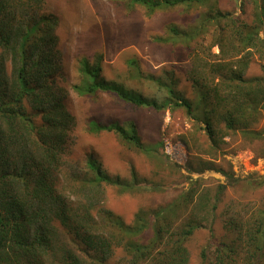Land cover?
<instances>
[{
	"label": "trees",
	"instance_id": "16d2710c",
	"mask_svg": "<svg viewBox=\"0 0 264 264\" xmlns=\"http://www.w3.org/2000/svg\"><path fill=\"white\" fill-rule=\"evenodd\" d=\"M128 1L148 14L174 8L207 10L199 16L200 29L216 22L232 39L222 38L217 45L223 56L220 64L195 72L192 85L199 90V104L207 107L206 112L216 113L224 129L239 131L244 138L260 136L251 127L259 121L258 115L264 113L261 99L264 77H245L248 53L226 62L225 47L228 41H234L230 44L234 49L232 55L241 49H257L258 31L264 28V0H251L255 18L250 23L222 12L221 0ZM44 3L45 0H0V264H108L105 263L108 257L119 250L125 253L120 264H188L185 242L201 224L191 215L176 228L169 222L172 216L180 217L182 208L176 203L181 197L168 204L169 209L165 206L157 213L151 210L155 223L150 226L143 211H138L130 224L108 209L98 211L102 187L115 186L124 192L128 185L109 175L96 159L87 161L84 176L68 177L65 172L67 183L60 187L68 152L69 123L61 104L63 91L50 84L55 63L52 49L57 41L53 25L58 20L43 13ZM254 23L257 31L253 30ZM202 30L180 32L170 27L171 36L165 42L189 45ZM129 64L137 71L135 60ZM79 73L82 80L72 88L78 96L104 93L133 109L153 112L180 109L193 115L196 102L179 96L173 82L166 79H153L158 93L164 95L146 97L105 79L100 67L91 65L86 58L79 63ZM212 125L206 121L205 128L214 139ZM87 126L91 133H114L124 145L145 154L157 152L159 146L145 145L134 123L101 124L92 119ZM212 168L216 170L214 165ZM216 171L227 176L220 169ZM63 189H68V194ZM74 196L83 199L82 206ZM189 196L184 197L185 203ZM166 212L172 215L166 216ZM149 227L152 235L143 243L140 238ZM224 228L232 239L219 242L213 264H236L240 259L243 262L240 264H264V208L253 213L250 221L232 219L224 223ZM201 256L204 258L205 254Z\"/></svg>",
	"mask_w": 264,
	"mask_h": 264
},
{
	"label": "rangeland",
	"instance_id": "374dc122",
	"mask_svg": "<svg viewBox=\"0 0 264 264\" xmlns=\"http://www.w3.org/2000/svg\"><path fill=\"white\" fill-rule=\"evenodd\" d=\"M220 10L243 23L255 18L251 0H221ZM206 12L198 8H174L148 14L128 0H45L43 6V13L58 20L53 25L57 41L52 49L55 63L50 84L63 91L61 104L69 123L68 152L60 187L66 186L65 172L68 177L84 176L87 161L96 159L109 175L128 185L124 192L115 186L102 187L98 211L108 209L127 224L138 211H143L150 226L155 223L151 210L157 213L181 197L176 203L182 208L180 217H167L169 222L176 228L191 215L201 224L185 242L188 264H213L219 242L232 239L224 223L232 219L250 221L253 213L264 208V113L258 115L259 121L251 127L260 136L244 138L241 132L228 131L219 125L216 113L206 112L207 107L199 104V90L192 85L195 72L220 64L223 56L217 47L219 41L232 39L216 22L200 29L199 16ZM254 25L253 30L257 31V24ZM170 27L180 32L194 28L202 32L189 45L169 44L165 40L171 36ZM247 33L245 30V36ZM258 36L257 49H241L232 55L234 49L230 44L234 41H228L225 47L226 62L248 53L247 78L264 77L263 27L259 28ZM85 58L91 65L100 67L105 79L119 82L146 97L164 95L158 93L153 79L173 82L179 96L196 102L193 115L180 109L162 112L133 109L104 93L78 96L72 88L82 80L79 63ZM131 60L136 61L137 71L129 64ZM262 86L264 89V82ZM260 96L261 93L257 98ZM261 99L264 103V97ZM92 119L101 124L134 123L145 145L153 148L159 145L157 152H139L124 145L111 132L91 133L87 125ZM36 121L41 123L39 116ZM206 121L213 124L214 139L207 133ZM213 165L227 176L213 169ZM63 190L68 194V189ZM185 196H189L187 203L183 201ZM74 198L82 206L83 199ZM167 212L166 216L172 215ZM151 235L149 227L141 242L149 241ZM124 256L119 250L105 263L120 264ZM240 263H243L241 259L236 264Z\"/></svg>",
	"mask_w": 264,
	"mask_h": 264
}]
</instances>
